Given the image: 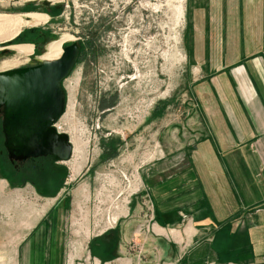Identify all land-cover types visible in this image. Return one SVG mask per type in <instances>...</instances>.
I'll use <instances>...</instances> for the list:
<instances>
[{"label": "rangeland", "instance_id": "rangeland-1", "mask_svg": "<svg viewBox=\"0 0 264 264\" xmlns=\"http://www.w3.org/2000/svg\"><path fill=\"white\" fill-rule=\"evenodd\" d=\"M193 1L60 0L52 1L50 6L60 7L48 12L41 0H0V13L45 14L48 21L33 28L50 32L52 40L68 32L79 44L77 61L62 81L65 109L55 122L69 137L71 156L55 173L0 177V264L2 256L4 264H51L54 258L56 264H79L83 258L74 261L77 252L100 250L92 246L98 239L109 256L124 248L134 264H150L140 252L142 234L131 236L125 216L144 201L136 223L149 225V198L136 192L140 171L157 157L158 143L165 144L168 133L179 129L192 137L186 128L194 108L208 105L209 91L219 88L218 75L228 68L196 65L194 53L207 59L210 51L194 50ZM103 15L112 17L114 31ZM87 16L104 18L93 49L83 44ZM2 51L0 62L16 54ZM45 51L8 68L31 58L38 62ZM38 236L42 241L32 244Z\"/></svg>", "mask_w": 264, "mask_h": 264}, {"label": "crops", "instance_id": "crops-1", "mask_svg": "<svg viewBox=\"0 0 264 264\" xmlns=\"http://www.w3.org/2000/svg\"><path fill=\"white\" fill-rule=\"evenodd\" d=\"M193 2L194 50L210 51L194 53L196 65L228 68L208 105L194 108L192 137L168 133L142 167L136 192L149 198V225L136 223L144 201L125 216L150 264H264V0ZM97 241L100 250L74 261L134 264L127 249L109 256Z\"/></svg>", "mask_w": 264, "mask_h": 264}, {"label": "water", "instance_id": "water-1", "mask_svg": "<svg viewBox=\"0 0 264 264\" xmlns=\"http://www.w3.org/2000/svg\"><path fill=\"white\" fill-rule=\"evenodd\" d=\"M41 3L49 6L47 0H41ZM52 39L53 36H49L41 45L33 43L34 49L43 51L45 43ZM78 54L79 44L72 41L63 46L56 59H41L0 71L3 144L10 161L46 155L56 162L70 158L69 137L58 131L54 124L66 104L62 81L72 71Z\"/></svg>", "mask_w": 264, "mask_h": 264}, {"label": "flooded vegetation", "instance_id": "flooded-vegetation-1", "mask_svg": "<svg viewBox=\"0 0 264 264\" xmlns=\"http://www.w3.org/2000/svg\"><path fill=\"white\" fill-rule=\"evenodd\" d=\"M44 7L48 12H52L56 8L55 5H52V6L49 5V6H44ZM100 15L101 14H98V16ZM103 16L107 19L106 21L107 28H112L111 30L114 31L116 27L113 26L112 19H111L112 17L105 16V15ZM103 20L104 18L99 17V19L94 21V20H90L88 16L86 17V21H85L86 28L85 29L87 31L86 32L87 35L83 42L85 47L89 49H93L97 46L96 39H98L97 34L100 32L99 30H100L101 25L105 29ZM101 32H104V30H102ZM23 35L26 38H28L30 42L36 43L39 45H41L44 39L46 41V39L49 36H52L50 32H47L45 30H40L38 28L36 29L34 28L33 30L29 29L27 32L23 31ZM47 44L48 42L45 43L44 47ZM34 51L39 52L36 49H33V53ZM31 62H35L34 58H31ZM2 120H3V107L0 106V177H4V175H6V176H11L13 180L15 179L24 180V177L26 176H27V179L30 178L32 172L34 171H37L40 173V172L48 170L51 173H55L56 169L61 168L62 165H60L59 162L54 161L50 155L29 158L24 161H17V160L10 161L7 156L6 149L4 148V144H3L4 138H3V132H2Z\"/></svg>", "mask_w": 264, "mask_h": 264}, {"label": "bare ground", "instance_id": "bare-ground-1", "mask_svg": "<svg viewBox=\"0 0 264 264\" xmlns=\"http://www.w3.org/2000/svg\"><path fill=\"white\" fill-rule=\"evenodd\" d=\"M32 1V0H26ZM49 5L52 1L60 0H47ZM48 21V16L39 12H24V13H0V51L8 50L14 51L16 54L6 60L0 62V71L12 69L10 66H15L19 58L31 57L33 54L34 44L18 43L15 40L18 38L20 31L23 28L34 29L40 23ZM74 39L68 32H60L59 36L54 40L48 42L44 47L46 51L40 55L39 59L52 60L58 58L62 53V47L59 49L60 44L65 42H72ZM27 64V63H26ZM75 65V64H74ZM74 67V66H73ZM16 68V67H14ZM73 69V68H72ZM136 180L138 178H135Z\"/></svg>", "mask_w": 264, "mask_h": 264}, {"label": "trees", "instance_id": "trees-1", "mask_svg": "<svg viewBox=\"0 0 264 264\" xmlns=\"http://www.w3.org/2000/svg\"><path fill=\"white\" fill-rule=\"evenodd\" d=\"M22 40H28V38H26L24 35H23V33L20 35L19 34V36H18V38L15 40L16 42H20V41H22ZM29 41V40H28Z\"/></svg>", "mask_w": 264, "mask_h": 264}, {"label": "built area", "instance_id": "built-area-1", "mask_svg": "<svg viewBox=\"0 0 264 264\" xmlns=\"http://www.w3.org/2000/svg\"><path fill=\"white\" fill-rule=\"evenodd\" d=\"M55 125V124H54Z\"/></svg>", "mask_w": 264, "mask_h": 264}]
</instances>
